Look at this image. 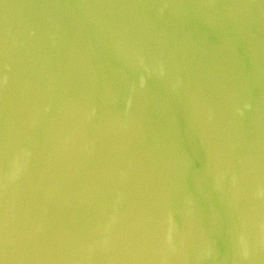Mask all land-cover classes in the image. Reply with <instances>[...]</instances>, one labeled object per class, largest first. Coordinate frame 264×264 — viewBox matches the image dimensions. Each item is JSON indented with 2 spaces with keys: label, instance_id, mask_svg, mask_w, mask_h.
Masks as SVG:
<instances>
[{
  "label": "water",
  "instance_id": "95a60500",
  "mask_svg": "<svg viewBox=\"0 0 264 264\" xmlns=\"http://www.w3.org/2000/svg\"><path fill=\"white\" fill-rule=\"evenodd\" d=\"M0 264H264V0H0Z\"/></svg>",
  "mask_w": 264,
  "mask_h": 264
}]
</instances>
